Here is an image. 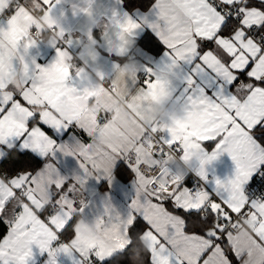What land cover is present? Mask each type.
Returning a JSON list of instances; mask_svg holds the SVG:
<instances>
[{
	"label": "crops",
	"instance_id": "obj_1",
	"mask_svg": "<svg viewBox=\"0 0 264 264\" xmlns=\"http://www.w3.org/2000/svg\"><path fill=\"white\" fill-rule=\"evenodd\" d=\"M213 1L152 0L129 11L123 0H27L4 17L11 0H0V162L13 146L43 160L33 173L0 172V216L9 224L0 264H89L91 251L104 262L130 243L137 216L147 223L142 239L153 264H231L223 240L238 264H264V198L251 201L237 233L219 224L189 232L122 161L136 149L155 162L137 145L145 122L167 143H182L181 161L167 158L161 182L170 168L208 182L198 198L188 179L177 184L166 198L174 207H208L230 219L247 202L264 165L255 133L264 126V49L247 31L263 24L264 10L242 7L233 31ZM34 12L68 46L43 25L35 38ZM148 32L158 51L140 43ZM121 163L132 171L128 180L116 173Z\"/></svg>",
	"mask_w": 264,
	"mask_h": 264
},
{
	"label": "built area",
	"instance_id": "obj_2",
	"mask_svg": "<svg viewBox=\"0 0 264 264\" xmlns=\"http://www.w3.org/2000/svg\"><path fill=\"white\" fill-rule=\"evenodd\" d=\"M216 8L224 15L226 21L234 22L235 25L233 27V31L235 27L240 26L242 24V8L237 7L236 5H225L218 0H214ZM28 6L27 0H11L9 6L6 8L4 12V17H8L11 13L14 12L18 7ZM29 7V6H28ZM36 16V20L41 25L45 26L46 29L50 30L51 33L55 36L56 33L52 30L45 22H43L42 18L34 12ZM40 29L39 27H34L32 30V34L35 38L40 39ZM257 27H252L247 31V34L257 38ZM59 41L68 46L67 44V36H57ZM260 44L264 49V37H260ZM76 67L72 66V72H76ZM140 81L142 83L147 82L150 79L149 70H143L140 72ZM237 84H241L242 80H238ZM105 116H99V122L102 124L105 121ZM144 132L139 138L137 145L143 147L146 152L150 155L154 156L155 162L150 163L144 160H141L138 156L136 149L130 150L129 152L123 154L122 161L132 167L135 170L145 176L149 180L148 188L149 192H151L154 196L160 199H166L169 194H171L175 189L177 184L182 183L185 179H188L187 191L192 198H198L199 192L204 187H209L207 180L198 176L192 170H187L185 176H178L171 168L169 169L168 180L166 182H161L160 177L165 174L166 171V160L168 157H173L178 161H181V153L183 150L182 143L176 142L175 144H169L163 137V134L160 130L150 126L149 124L143 122ZM212 175L208 176V179H211ZM247 202L238 212H231L230 219L221 218L218 220V224L222 226L223 232H239L243 228L247 227L245 222V218L250 216L252 213L251 201L252 200H260L264 198V165L260 168L258 173L252 178L249 182L247 189ZM19 212L15 211L13 214L14 218L18 217ZM262 242V246L264 247V241ZM89 264H102V262L95 255L94 251L90 253Z\"/></svg>",
	"mask_w": 264,
	"mask_h": 264
},
{
	"label": "trees",
	"instance_id": "obj_3",
	"mask_svg": "<svg viewBox=\"0 0 264 264\" xmlns=\"http://www.w3.org/2000/svg\"><path fill=\"white\" fill-rule=\"evenodd\" d=\"M125 7L132 11L135 8L148 9L152 0H123ZM244 2V3H243ZM242 3L236 4L237 7L257 6L264 10V2L258 0H244ZM233 22L227 21L226 26H232ZM257 35L264 37V22L257 28ZM140 43L144 47L158 51L160 43L150 32L146 33ZM257 137L264 144V126H258L256 129ZM43 160L29 151H21L16 146L6 149V154L0 162V172L7 178H11L17 174L26 172H35L42 164ZM116 173L124 180H128L132 176V171L123 163L116 168ZM169 209L178 212L185 218L186 230L198 234H207L209 229L215 228L220 219L219 213L210 208H202L199 210L186 211L183 208L174 207L171 202L165 199ZM72 223L68 228L71 231ZM147 228V223L137 216L129 227L131 237L130 243L121 251L114 254L111 258L102 262V264H153L150 249L146 246L142 239V233ZM9 229V224L0 216V240ZM225 250L231 260V264H238L239 260L234 255L231 247L223 240Z\"/></svg>",
	"mask_w": 264,
	"mask_h": 264
},
{
	"label": "rangeland",
	"instance_id": "obj_4",
	"mask_svg": "<svg viewBox=\"0 0 264 264\" xmlns=\"http://www.w3.org/2000/svg\"><path fill=\"white\" fill-rule=\"evenodd\" d=\"M36 25H37V23H36ZM37 26L40 28L41 24H40V23H38V25H37ZM201 190H202V191H204V190H205V191H206V190H208V191H209L210 189H209V187L207 186V187H204V188H202ZM201 190H200V191H201ZM202 191H201V192H202ZM198 202L200 203V202H201V200H199Z\"/></svg>",
	"mask_w": 264,
	"mask_h": 264
},
{
	"label": "water",
	"instance_id": "obj_5",
	"mask_svg": "<svg viewBox=\"0 0 264 264\" xmlns=\"http://www.w3.org/2000/svg\"><path fill=\"white\" fill-rule=\"evenodd\" d=\"M262 82L264 83V77L262 78Z\"/></svg>",
	"mask_w": 264,
	"mask_h": 264
}]
</instances>
